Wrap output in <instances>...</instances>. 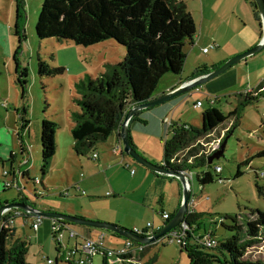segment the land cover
<instances>
[{
    "label": "rangeland",
    "instance_id": "obj_1",
    "mask_svg": "<svg viewBox=\"0 0 264 264\" xmlns=\"http://www.w3.org/2000/svg\"><path fill=\"white\" fill-rule=\"evenodd\" d=\"M22 2L20 26L25 41L17 51L18 40L13 34L16 0H0V206L6 202L19 201L20 192H17L15 187L4 189L3 173L12 170L16 172L20 168L21 171H29V179L20 180L25 189L22 196L28 199L29 205L35 210L58 211L68 202L76 207L74 215L78 216L75 217L118 225L129 231L140 230L148 223H154L155 229L162 227L164 220L160 214L161 210L163 213L173 214L179 208L176 184H166L162 200L158 201V192H154L155 177L152 171L125 154L123 157L125 162L118 160L116 156L119 157L122 152L118 151L117 155L113 154L111 157L105 155L113 139L99 143L95 148V154L99 151L102 156L109 158L105 165H100L99 160H92L91 154L77 157L72 153V137L69 130L73 122L69 116L79 110L74 102V99L78 98L75 83L89 76L93 78L100 76L104 73L106 64L121 62L125 57V48L114 41L83 47L71 41H59L55 38L39 40L35 34V25L42 0ZM192 5L196 9L195 2H192ZM247 7H250L249 4ZM249 13L255 23L250 9ZM258 19L256 27L261 25L259 15ZM245 32L247 34L252 32L249 26ZM261 34L263 28L256 31L258 37ZM225 37L218 50H211L209 55L201 53L203 47H210L209 41L203 39L196 45L194 53L184 63L182 78L186 79L193 73L195 55L200 59L209 58L210 61L219 55L218 59L221 60L217 61H223L224 57H228L223 51L250 47L251 42L242 38L243 35L230 34ZM185 51L188 53L189 49ZM40 61L47 65L46 70L63 71L41 77L38 73ZM16 64L19 66L18 72ZM23 71L24 77L20 75ZM263 81L264 49L205 82L198 87L197 92L192 90L172 99L177 103L168 115V121L155 118L147 128L130 130V138L136 152L159 166L163 158L164 141L170 137L173 126L186 123L200 127L202 112L209 109L211 101L216 98L219 100L215 107L226 115L234 109L240 94L254 91ZM198 101L202 106L196 108L195 104ZM263 112L264 99L246 106L241 112L238 124L227 135L224 154L218 160H214L212 166V168L219 166L222 169L220 174L222 181L202 186L198 183L196 174L205 168L191 171L193 207L198 213L203 214L195 226V237L204 238L213 232L217 242L223 241L237 232L221 226V219L226 215L237 217L238 225L246 226V222L251 219V211L264 210V155L257 156L258 152L264 151ZM44 119L58 125L55 143L59 148L56 147L55 159L49 171L42 175L40 129ZM23 121L27 122L28 128L21 130ZM229 127L230 125L226 124L222 130H217L205 141L209 142V146L214 150L219 149V141ZM25 148L30 151L31 158L27 165L21 168L20 164L24 158L21 149ZM11 154L15 155L12 161ZM246 159H250L249 164H245ZM238 169L241 175L235 177ZM35 180H39L40 183L36 185L33 183ZM77 183L81 188L79 190L71 187ZM67 188L69 189L67 196L60 194ZM106 193L110 195L107 196ZM95 216L105 220L88 218ZM41 219L42 222L35 232L31 226L37 221L36 217L29 216L27 219L18 217L14 221L15 239H21L29 244L26 262L47 264L48 260H51L53 264H67L61 256L66 247H73L75 239H69L68 232L65 231L61 250L52 239L51 225L58 224L46 217ZM224 224L232 225V221L224 220ZM70 227L80 235L87 230L101 232L105 245L112 249L124 243L123 238L108 231L84 226ZM237 234L243 236L240 231ZM257 247L259 248H253L245 258L264 263V243L258 244ZM153 257H156L154 264H189L186 251H182L177 242H170L168 237L148 247L141 255V262L136 264H144ZM94 264H102V259L96 258ZM108 264L122 263L112 260V263Z\"/></svg>",
    "mask_w": 264,
    "mask_h": 264
},
{
    "label": "trees",
    "instance_id": "obj_2",
    "mask_svg": "<svg viewBox=\"0 0 264 264\" xmlns=\"http://www.w3.org/2000/svg\"><path fill=\"white\" fill-rule=\"evenodd\" d=\"M248 4L257 15L254 1L248 0ZM22 9V0H16L13 34L18 40L17 51L25 41L20 26ZM196 32L193 18L182 0H42L35 25V34L39 40L55 38L59 41H71L83 47L114 41L126 50L124 59L119 63L106 64L105 71L100 76L96 78L89 76L75 83L78 98L74 99V102L79 110L72 112L70 117L73 122L72 149L77 157L93 155L99 143L106 142L115 134L119 137V129L127 111L134 105L151 100L161 79L181 74L186 59L184 49L193 41ZM219 66L221 64L210 68L206 65L199 66L187 81L207 74ZM46 68L47 65L40 61L39 76H51L63 71ZM18 69L19 66L16 64V72ZM20 75L24 77L25 72H21ZM260 99H264V81L254 91L240 94L236 106L226 115L215 107L219 98L213 99L211 107L202 112L200 127L186 123L172 127L170 137H167L163 144L160 165L171 173H191L193 169L205 168L196 174V179L202 186L222 181L220 177L222 169L219 166L212 168L213 162L209 163V159L220 150L227 135L238 124L242 110ZM263 114L264 112L262 113L264 121ZM135 120L136 116L131 119L132 122ZM226 124L230 127L220 139L219 149L210 151L209 142L205 140L217 130H222ZM57 127L58 125L50 120L44 119L41 122L42 175L49 171L55 157ZM27 128V122L23 121L21 130ZM133 148L135 149L134 146ZM263 155L264 151L257 153V156ZM14 157L15 155L11 154L10 161ZM249 163L250 159H246L245 164ZM217 168H220V171H217ZM153 174L154 192H158L161 201L166 183L177 180ZM240 175L238 169L235 177ZM3 178L13 180L12 172ZM21 179L28 180L29 173L23 172ZM4 189L10 188L4 186ZM18 196V202L29 204L28 199L21 193ZM193 206L192 203L184 219L190 231L186 238L189 245L187 247L179 245L182 251H186L189 264H264L260 260L245 258L253 248H259L258 244L264 243V210L251 211V219L246 222V226H239L237 217L226 215L221 219V226L229 231H237L236 234L217 242L214 248H207L201 243L202 237L193 236L195 226L203 216ZM14 212L16 210H12L8 218L3 217L2 222L7 225L10 221L9 215ZM18 217L28 218L24 215L13 216V222ZM172 217L169 216L167 221ZM224 220L232 221V225H225ZM15 231L13 225L0 230V264H28L26 255L29 244L21 239H15ZM238 231L243 233L242 237L237 234ZM209 237L214 238L213 232ZM52 239L54 240L53 232ZM57 252L59 253L58 250ZM58 261L59 259L56 260ZM155 261L156 257H153L144 264H154ZM121 263L134 264L128 258L121 259Z\"/></svg>",
    "mask_w": 264,
    "mask_h": 264
},
{
    "label": "crops",
    "instance_id": "obj_3",
    "mask_svg": "<svg viewBox=\"0 0 264 264\" xmlns=\"http://www.w3.org/2000/svg\"><path fill=\"white\" fill-rule=\"evenodd\" d=\"M182 1L185 3L188 12L191 14V16L193 18L194 24L196 26V31H197V27H198V32H196L195 38L193 39V41L190 44L186 45V47L184 49L187 60L194 53L196 45H199L203 39H205L206 41H209L210 42L209 45H215L214 50H218L219 46L226 39L225 36L230 35V34H235L236 36L237 35L238 36L243 35L242 38L246 39L248 42H251V43H249L250 47H247V48L234 49V50H230V51H223L224 53L228 54L227 55L228 57H224V59H222L223 61H217V60H221V59H218L219 55L214 57L213 60H211V61L209 60V58L200 59L198 55H195V57H194L195 68H194L193 73L196 71V69L199 66H202V65H206L207 67L210 68L212 66L222 64L227 59H229L231 56H234L236 54H239L240 52H243V50H247V49L251 48L252 46L257 44L262 38V34L260 35V37H258L256 35V31L259 28L260 29H262V28H261V25H258L257 27L255 26L256 21L259 22L258 14L257 15L254 14L252 9L250 7L249 8L247 7L248 0H190V1L182 0ZM192 2H195V5H196L195 8L196 9H194ZM249 9L253 13L255 23L251 17V14L249 13ZM247 26H249V29H251V31H252L250 34L249 33L247 34L245 32V29ZM248 36H250V37H248ZM256 36H257V38H256ZM204 48H208V47H203L202 49H204ZM186 49H189L188 53H186L187 52V51H185ZM202 49H201V53L203 55H209L210 51L213 50V49H210L206 54H204L202 52ZM186 59H185V61H186ZM215 62H218V63H215ZM193 73L191 74V76L193 75ZM182 74H183V71L181 72V74L179 76H168L166 78L161 79V81L159 82V85L157 87V90L155 91L154 97H158L162 94L170 92L172 89L180 86L181 84L186 82L191 77V76H189L186 79H183ZM194 91L197 92L198 88L194 89ZM176 103H177V101L171 100L169 102H166V103H163L161 105L155 106L153 108L146 109V110L139 112L138 114L135 115L136 120L133 122L130 121L129 132L133 128H147L149 126V123L151 121H153L155 118H159L160 120L161 119H167L168 115L171 113V111L174 108V106L176 105ZM69 119H70V121H72L70 116H69ZM72 127H73V125L71 126V128L69 130L70 134H71ZM55 137H56V135H55ZM109 139H113V142L108 146V151H107V154H105V155H108V157H111L113 154L117 155V153L112 152V149L121 145V143H120V137H117L116 134L111 136ZM71 146H73V139H72V145ZM56 147H58V144H56ZM72 153H74L73 149H72ZM96 154H97L96 160H99L100 165L107 164L108 159H109L108 157L102 156L101 152H99V151ZM21 155H23V157H24L22 163L20 164V166L22 168V166L27 165V163L29 162V160L31 158V154H30V151L25 148L23 150V152H21ZM123 157H124V155H122V153L119 154V157L116 156V158L118 160H120V161L123 160V162H125ZM54 159H55V157H54ZM54 159H53V161H54ZM52 164H53V162H52ZM26 171L29 173L28 170H26ZM26 171H23V170L21 171L20 168H19V170H16V172L15 171L13 172V170L9 171V172H12L13 178H15V181H17L18 187L20 189L19 192L21 194H23L25 189L23 188L22 183H20V180H22L21 178H22L23 172H26ZM152 173H154V172H152ZM166 184H168V183H166ZM169 184H176L177 197H179V201H178V206H179L180 199H181L180 183L178 181H173V182H169ZM71 187H76V190H78V188H80V185H79V183H77L75 185H72ZM111 187L114 188L113 186H111ZM165 187H166V185L164 186V188ZM16 191H17V189H16ZM158 201H159V197H158ZM75 208H76L75 205L67 202V203H64L62 208H59L58 211L51 210L48 212H58V213L63 212V214L73 216L74 214H76V213H74ZM161 212H163V210H161ZM165 213L172 217L175 212L173 214L168 213V212H165ZM74 216H78V215H74ZM88 218L93 219V220H105L102 217H98V216L88 217ZM53 226L54 225L52 224L51 227H53ZM70 226H72V225H70ZM152 226H153V229H149V231L155 230L154 223H152ZM146 230H148L147 226L141 227V229H140V231H143V232H145ZM97 234L98 233L91 232L90 230H87V231L81 233V235L84 237L95 236ZM80 242H81V240H75L73 247L75 246L76 243H80ZM147 247H148V245H147ZM147 247L145 249V252L148 249ZM139 258H140V256L138 257V260H139V262H141V258L140 259ZM102 264H103V259H102Z\"/></svg>",
    "mask_w": 264,
    "mask_h": 264
},
{
    "label": "water",
    "instance_id": "obj_4",
    "mask_svg": "<svg viewBox=\"0 0 264 264\" xmlns=\"http://www.w3.org/2000/svg\"><path fill=\"white\" fill-rule=\"evenodd\" d=\"M253 1L255 3L257 13L260 16L261 28H263L262 38L255 47L226 60L221 66H219L216 69H211L209 73L207 74L200 75L199 77H196L192 80L184 82L183 84L172 89L168 93L162 94L158 97H153L148 102L132 106L124 116L123 122L119 129L121 152L131 157L132 159L137 161L139 164H141L142 166H144L145 168L149 169L150 171L156 174L175 178L180 183V186H181V202H180L179 208L174 214V216L169 221H166L163 227L159 231L155 232L151 236H146V237L139 236V235L134 234L133 231H129L118 225L101 222V221L87 220V219L70 216V215L58 213V212L38 211L32 208L29 204L20 203V202H12V203L6 202L0 206V230L3 224L2 218H3L4 213L8 210H13V209L20 210L24 214H27L29 216L46 217V218H49L55 221L73 224L75 226H84V227H88L92 229L108 231L123 239H128L133 242L144 244V245H150V244H153L159 241L160 239L168 235L173 229L184 224L185 222L184 219L188 213L189 202L191 200L190 178L187 176L186 173H171L167 171L163 166L155 165L147 161L141 155H139L132 145V141L130 138V132H129V123L131 119L139 112L146 110V109L153 108L163 103L169 102L172 99L179 97L182 94H185L189 91H192L198 88L205 82L224 73L225 71L233 67L235 64L254 56L255 54L259 53L262 49H264V0H253ZM225 144H226V139L221 145L220 150L210 157L209 163H212L214 160H218L219 158L223 156Z\"/></svg>",
    "mask_w": 264,
    "mask_h": 264
},
{
    "label": "built area",
    "instance_id": "obj_5",
    "mask_svg": "<svg viewBox=\"0 0 264 264\" xmlns=\"http://www.w3.org/2000/svg\"><path fill=\"white\" fill-rule=\"evenodd\" d=\"M215 45H210L208 48L202 49V52L206 54L210 49H214ZM202 106L201 102H197L195 104L196 108H199ZM168 119V118H167ZM165 119V121H168ZM220 142V141H219ZM210 147V146H209ZM121 152V145L115 147L112 149L113 153H118ZM210 151H214L213 148L210 147ZM92 159L96 160L97 159V154L92 155ZM217 171H220V168H217ZM9 172L3 173V176H6ZM187 176L192 179V174L191 173H186ZM39 180H35V184H39ZM4 186L6 188H12L15 187L17 191L19 192L20 189L18 187L17 181L13 178V180L8 179L5 180ZM79 190V188H78ZM69 192V189H65L63 192L60 194L67 196ZM41 194V193H40ZM84 194V192H82ZM107 196L110 195L109 193L106 194ZM193 203L192 199L189 202V207ZM14 210V209H13ZM189 211V210H188ZM12 212V210H8L4 213L3 217L8 218V214ZM22 212V211H21ZM20 210H16L12 215H9V222L6 225L4 222H2V228H8V225H13V216H20L24 215L29 217V215L24 214L23 212L21 213ZM37 221L32 223L31 229L35 232L38 230L40 223L42 222L41 217H36ZM162 218L164 222H166L169 219V215L164 213L162 214ZM55 221V220H54ZM57 223V222H56ZM58 226L54 225L53 228V236L54 240L57 242L59 248L63 250V242H64V232H68V238L69 239H75V240H81L80 243H76L74 247H66L64 249V252L62 253L63 259L66 261L67 264H94V260L96 258H102L103 259V264H108L112 263V260H118L121 261V259L128 258L129 261H133L134 264L138 263V257L141 256L147 247V245L140 244L133 242L128 239H124V243L122 246L112 249L109 248L105 245L104 239H103V234L101 232H98L97 235L95 236H90V237H84L78 234L74 229H71L70 225H67L66 223L59 224L57 223ZM163 227V226H162ZM162 227H159L155 230L149 231V229H153L152 224L148 223L147 224V229L145 232L134 229L133 233L139 236H151L155 232L159 231ZM190 233L189 228L187 225L182 224L181 226L173 229L168 235L165 237H168L170 242H177L179 245L183 247H187L188 240L187 234ZM193 235V234H192ZM194 236V235H193ZM201 243L207 247V248H214L217 246V241L215 238H211L208 236H205L204 238L201 239ZM47 264H53L51 260H48Z\"/></svg>",
    "mask_w": 264,
    "mask_h": 264
}]
</instances>
